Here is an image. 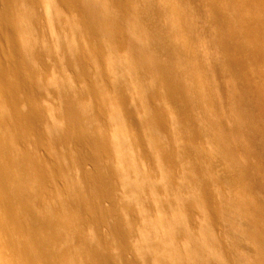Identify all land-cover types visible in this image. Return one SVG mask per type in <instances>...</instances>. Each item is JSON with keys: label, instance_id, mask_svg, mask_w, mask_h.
Here are the masks:
<instances>
[{"label": "bare ground", "instance_id": "bare-ground-1", "mask_svg": "<svg viewBox=\"0 0 264 264\" xmlns=\"http://www.w3.org/2000/svg\"><path fill=\"white\" fill-rule=\"evenodd\" d=\"M0 264H264V0H0Z\"/></svg>", "mask_w": 264, "mask_h": 264}]
</instances>
